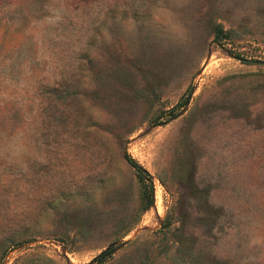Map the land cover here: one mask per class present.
Here are the masks:
<instances>
[{"label":"rangeland","instance_id":"1","mask_svg":"<svg viewBox=\"0 0 264 264\" xmlns=\"http://www.w3.org/2000/svg\"><path fill=\"white\" fill-rule=\"evenodd\" d=\"M0 264H264V0H0Z\"/></svg>","mask_w":264,"mask_h":264},{"label":"trees","instance_id":"2","mask_svg":"<svg viewBox=\"0 0 264 264\" xmlns=\"http://www.w3.org/2000/svg\"><path fill=\"white\" fill-rule=\"evenodd\" d=\"M128 160V162L131 164V166L136 170V172H137V176L142 180L143 178H147L148 179V177H147V173L146 172H144L142 169H141V167L134 161V160H132V159H130V158H128L127 159ZM146 200H150V197L149 196H147V198H146ZM99 256H102V254H100Z\"/></svg>","mask_w":264,"mask_h":264},{"label":"water","instance_id":"3","mask_svg":"<svg viewBox=\"0 0 264 264\" xmlns=\"http://www.w3.org/2000/svg\"><path fill=\"white\" fill-rule=\"evenodd\" d=\"M236 58H238V59H242V58H240V57H236ZM102 256H100V258H101Z\"/></svg>","mask_w":264,"mask_h":264}]
</instances>
